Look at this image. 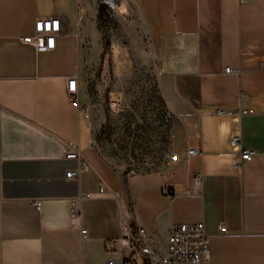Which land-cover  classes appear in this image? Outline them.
I'll use <instances>...</instances> for the list:
<instances>
[{"label":"crops","instance_id":"crops-1","mask_svg":"<svg viewBox=\"0 0 264 264\" xmlns=\"http://www.w3.org/2000/svg\"><path fill=\"white\" fill-rule=\"evenodd\" d=\"M116 7L109 43L127 45L116 51L122 57L142 45L155 61L172 157L125 177L99 158L94 120L67 91L76 77L83 99L82 45L104 43L96 4L0 0V264H107L130 255L138 227L166 254L170 227L196 222L210 237V264H264V0ZM48 18L61 22L54 49L21 40ZM235 134L254 152L241 168ZM70 147L90 165L73 178L66 174L80 164L66 159ZM189 148L200 152L186 158ZM85 193L73 215V199Z\"/></svg>","mask_w":264,"mask_h":264},{"label":"rangeland","instance_id":"rangeland-1","mask_svg":"<svg viewBox=\"0 0 264 264\" xmlns=\"http://www.w3.org/2000/svg\"><path fill=\"white\" fill-rule=\"evenodd\" d=\"M96 4L104 43H84L82 62L85 95L78 105L95 124V149L104 167L127 176L158 170L172 157V117L161 93L155 61L143 54L142 45L133 57L117 54L109 43L115 32L119 0H80ZM143 55L146 57L143 58ZM122 101L114 107L112 98Z\"/></svg>","mask_w":264,"mask_h":264},{"label":"built area","instance_id":"built-area-1","mask_svg":"<svg viewBox=\"0 0 264 264\" xmlns=\"http://www.w3.org/2000/svg\"><path fill=\"white\" fill-rule=\"evenodd\" d=\"M36 33L31 36L22 37L24 43L34 45L37 50H51L55 48L56 38L61 30V22L59 18L38 19L35 26ZM228 72H238L236 69L227 67ZM67 91L70 95L73 105H78L77 99V78L72 77L68 80ZM113 105L115 108H122L120 98L114 96ZM217 113H223L222 109H217ZM87 116L90 114L85 110ZM233 114V111H228ZM233 146L240 147V154L235 159V166L241 168L243 162L251 161L254 152L250 149L242 147V135L235 134L231 138ZM200 152L198 148H189L186 152V158L192 155H197ZM66 159L77 160L80 166L77 169H71L67 172L68 178L77 177L81 170L90 167L89 162L83 156L79 148L70 147L66 154ZM176 158L175 156L173 157ZM105 186L101 185L99 191L102 193ZM91 193H85L72 202V213L77 214V204L81 198H88ZM37 206L40 207V202L37 201ZM221 233H226L227 229L220 226ZM84 236L87 230L83 229ZM135 245L131 248L130 255L127 258L111 257L107 264H210V237L206 231L203 222L196 223H181L174 224L170 227L167 239V253L160 254L155 246L154 240L148 234L146 228L138 227L136 236L131 235Z\"/></svg>","mask_w":264,"mask_h":264}]
</instances>
